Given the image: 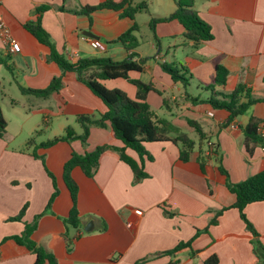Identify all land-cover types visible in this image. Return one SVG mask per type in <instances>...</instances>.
<instances>
[{"label": "crops", "instance_id": "1", "mask_svg": "<svg viewBox=\"0 0 264 264\" xmlns=\"http://www.w3.org/2000/svg\"><path fill=\"white\" fill-rule=\"evenodd\" d=\"M105 1L3 0L0 5L21 46L19 52H10L0 37V105L8 122L0 137V264L35 263L36 255L30 249L7 238L22 234L26 224L35 220L31 237L55 256L57 264H206L213 256L218 264H264V201L244 210L254 233L233 207L236 194L227 185L228 180L240 182L264 170V146L251 143L247 147L244 133L252 116L264 128V0H194L214 35L197 47L186 39L179 20L159 22L155 32L150 28L153 17H167L176 10V0H135L146 2L148 9L136 13L134 19L124 16L122 9L81 13L83 7ZM39 17L57 50L71 62L88 57L121 61L132 53L137 61L146 58L143 70L131 71L130 78L151 83L156 90L145 94L151 108L195 141L187 161L180 157V144L146 142L153 159L145 158L147 177L140 180L115 149L101 154L93 177L74 167L71 177L79 188L77 227L65 222L74 207L65 181L66 162L73 152L85 154L104 144L121 147L123 142L108 124L91 126L86 144L73 139L42 145L65 135L69 125L81 134L78 116L99 117L107 107L76 73L63 75L49 57V46L25 27ZM135 22L139 45L127 50L117 39ZM87 30L98 38L85 35ZM164 62L185 66L189 85L174 81L162 68ZM218 65L229 70L227 82L212 87ZM56 77H61V87L47 97L22 90L46 88ZM102 83L138 98V86L126 78ZM239 84L258 100L232 120L228 110L193 100L207 99L212 88L228 95ZM7 85L18 88L21 97H11ZM37 115L44 116L48 138L29 144L41 133ZM189 119L201 124L207 137L204 141L200 142ZM208 151L211 155L205 158ZM127 152L141 163L138 153ZM50 173L58 192L49 206L55 191ZM89 222L93 226L87 231ZM181 243L188 245L175 251Z\"/></svg>", "mask_w": 264, "mask_h": 264}, {"label": "trees", "instance_id": "2", "mask_svg": "<svg viewBox=\"0 0 264 264\" xmlns=\"http://www.w3.org/2000/svg\"><path fill=\"white\" fill-rule=\"evenodd\" d=\"M176 10L167 17H153L150 21V28L155 32L157 23L166 22L173 19L179 20L185 27V37L189 41H193L194 46H199L202 42L213 39V31L211 25L206 22L195 7L194 0H176ZM114 9L123 10V15L134 19L135 14L148 9L146 2H135V0H122L120 2L105 1L94 6H85L81 13L90 15L92 12L100 9ZM42 9H39L41 11ZM25 27L43 44L49 46L51 53L50 59L57 62L62 70V74L67 72H74L77 76L105 103L107 110L101 113L99 117L94 115L82 114L78 116V121L83 128L81 134H77L72 126L66 128V133L63 136H58L42 143L43 146H50L58 141L73 139H80L83 144H86L90 128L93 125L105 127L108 124L111 126L118 139L123 142V146L114 147L108 144L97 146L93 151L85 154L73 152L71 158L65 164V181L71 192L74 201V207L65 222L73 227L79 226V211L76 207L78 198V185L71 177V171L74 167H81L89 177H93L100 162L101 154L108 149H115L119 152L121 159L126 162L133 170L137 180L147 177L144 169L145 158L152 160L153 156L146 148V142H161L173 141L180 144V157L182 160L189 159L190 151L195 146V141L189 137L185 132H181L178 127L174 126L168 119L159 116L145 100V94L149 90H156L151 83H145L141 80L131 79L129 73L131 71H142L146 58L140 61L135 60L136 54L132 53L129 58L115 61L107 57H88L79 59L77 62H71L60 53L53 43L50 34L45 30L41 23L40 17L35 21H30L25 24ZM139 30L138 23H134L131 28L125 31L118 37L127 50L136 48L139 45V40L136 36V31ZM162 68L169 73L173 80L181 82L185 87L189 85V75L185 66L176 62H164ZM229 70L218 65L216 67V74L214 82L211 84L225 85ZM126 78L133 82L139 88V95L137 99L131 98L124 90L120 88H107L102 80ZM61 77H56L52 80L50 85L43 89H25L24 92L33 93L40 97H47L61 87ZM211 87V88H212ZM160 92V91H159ZM194 102H208L214 108H224L230 112L229 120L244 114L248 111L252 104L258 99L252 96L251 90L244 84H239L230 94L224 95L216 92L212 88L211 96L207 99H195ZM188 123L195 129L199 135L200 142L207 137L201 124L193 119H189ZM7 119L5 118L0 105V137L5 135L7 130ZM260 120L254 116L250 118L249 123L244 128L246 145L250 148L251 143L260 144L264 146L262 137L259 132ZM176 133V136L171 137L170 133ZM33 139L29 141L32 143ZM131 149L138 153L141 158V163L134 159L127 150ZM215 145L212 146V151H215ZM211 151L206 152L204 157L207 158ZM204 167V163L202 162ZM220 170L226 173V170L220 166ZM54 180L55 177L50 173ZM227 185L230 190L236 194V202L233 207L237 208L242 218L246 221L248 227L255 233L252 224L247 219L244 210L247 205L255 202L264 201V170L255 173L247 179L232 183L229 180ZM56 189L52 194L49 206L57 195ZM221 212H219L220 214ZM20 220V215L15 218ZM213 223L216 222L214 219ZM36 220L33 223L26 224L25 230L20 235H12L7 238H13L17 243L26 246L35 255L34 264H57L55 256L45 247L38 245L32 239V233L36 229ZM188 243H181L174 250H179ZM174 252V251H173ZM206 264H218V258L213 256L208 259Z\"/></svg>", "mask_w": 264, "mask_h": 264}, {"label": "built area", "instance_id": "3", "mask_svg": "<svg viewBox=\"0 0 264 264\" xmlns=\"http://www.w3.org/2000/svg\"><path fill=\"white\" fill-rule=\"evenodd\" d=\"M3 0H0V5ZM0 37L3 39V42L8 46L10 52H19L21 50V46L19 42L13 37L12 31L5 21L3 14L0 9ZM92 45L97 47V42L95 40L92 41ZM260 135L262 137V141L264 143V128H259ZM138 214H141V211H137ZM109 264H116L114 261H110Z\"/></svg>", "mask_w": 264, "mask_h": 264}, {"label": "rangeland", "instance_id": "4", "mask_svg": "<svg viewBox=\"0 0 264 264\" xmlns=\"http://www.w3.org/2000/svg\"><path fill=\"white\" fill-rule=\"evenodd\" d=\"M7 87H9V94H10V96L12 97H17V98H20L21 97V94H20V91H19V89L18 88H16L15 86H12V87H10L9 85H7ZM11 97H9V100L11 99ZM2 106H3V108H4V110H5V112H6V114L8 115L9 114V116H11V113L8 111V107H6L5 105H4V103L2 104ZM16 111H18V112H20L21 113V110H16ZM36 120H39L40 122H41V125H40V129H39V131L41 132L39 135L37 134V135H35V136H33V140L32 141H34V139L37 141V142H39V141H41V140H47V138H48V136H47V134L46 133H44V130L46 129V124H44V116L43 115H37L36 116ZM33 121L34 120H32L31 121V123H33ZM35 122V121H34ZM80 124V123H79ZM73 125L74 126H76V128H77V130L81 133V129L79 128L80 126L78 125V123H76V122H73Z\"/></svg>", "mask_w": 264, "mask_h": 264}, {"label": "water", "instance_id": "5", "mask_svg": "<svg viewBox=\"0 0 264 264\" xmlns=\"http://www.w3.org/2000/svg\"><path fill=\"white\" fill-rule=\"evenodd\" d=\"M84 34L87 36L93 37V38H98V36L92 31H88V30L84 31ZM92 224H93L92 222H89V224L85 227V230H87V231L91 230V228L93 226Z\"/></svg>", "mask_w": 264, "mask_h": 264}]
</instances>
